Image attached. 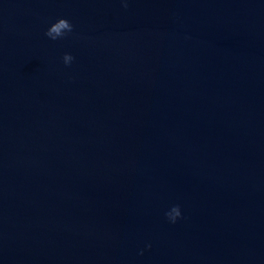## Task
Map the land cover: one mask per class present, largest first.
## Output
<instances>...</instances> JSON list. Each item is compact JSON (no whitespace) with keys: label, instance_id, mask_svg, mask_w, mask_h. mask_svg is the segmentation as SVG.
I'll list each match as a JSON object with an SVG mask.
<instances>
[{"label":"water","instance_id":"95a60500","mask_svg":"<svg viewBox=\"0 0 264 264\" xmlns=\"http://www.w3.org/2000/svg\"><path fill=\"white\" fill-rule=\"evenodd\" d=\"M0 264H264V0H0Z\"/></svg>","mask_w":264,"mask_h":264},{"label":"clouds","instance_id":"9594fccd","mask_svg":"<svg viewBox=\"0 0 264 264\" xmlns=\"http://www.w3.org/2000/svg\"><path fill=\"white\" fill-rule=\"evenodd\" d=\"M124 7L127 8V4H124ZM73 31V25L66 19H59L56 23L52 24L51 27L46 31L45 35L55 41L57 39H62L66 34ZM73 57L69 54H65L63 61L65 65H69ZM167 218L171 223H175L179 218H181V212L178 206L173 207L171 212L166 213Z\"/></svg>","mask_w":264,"mask_h":264}]
</instances>
